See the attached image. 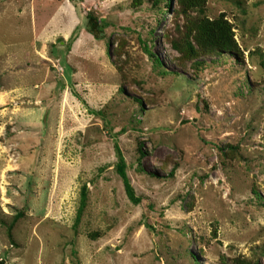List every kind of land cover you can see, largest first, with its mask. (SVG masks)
Instances as JSON below:
<instances>
[{"label":"rangeland","instance_id":"rangeland-1","mask_svg":"<svg viewBox=\"0 0 264 264\" xmlns=\"http://www.w3.org/2000/svg\"><path fill=\"white\" fill-rule=\"evenodd\" d=\"M200 1L0 0V264H264V0Z\"/></svg>","mask_w":264,"mask_h":264},{"label":"trees","instance_id":"trees-1","mask_svg":"<svg viewBox=\"0 0 264 264\" xmlns=\"http://www.w3.org/2000/svg\"><path fill=\"white\" fill-rule=\"evenodd\" d=\"M162 1H167L166 10H170L169 2L170 0H133V5L138 6L143 2H150L154 4L155 7H159ZM200 0H178L179 13L178 15H183L188 17L189 11H194L200 5ZM176 14V16H177ZM106 24H101L96 18L88 16L86 18V23L84 25L85 31L93 36L96 40L103 39L104 28ZM182 45H176L177 51L187 54L190 58H198L200 56L207 55H225L228 57H237V48L233 39V34L229 24L224 20L223 16L216 20L208 19H198L192 22V28L190 30L186 29L185 34H183ZM179 46V47H178ZM182 47V48H181ZM150 57H152L150 55ZM157 64V60L155 61ZM202 64V63H197ZM183 67L182 65H180ZM117 172L122 178L125 192L128 199L133 204H138L140 202L139 198L135 197L133 189L129 183L125 172V163L119 154V163L117 166ZM86 197V189L83 188L82 192V204L80 213L83 210L84 202ZM16 219H19L17 216Z\"/></svg>","mask_w":264,"mask_h":264}]
</instances>
